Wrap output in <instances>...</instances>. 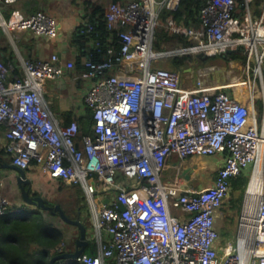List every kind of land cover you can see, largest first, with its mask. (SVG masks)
Returning <instances> with one entry per match:
<instances>
[{
    "label": "built area",
    "instance_id": "built-area-1",
    "mask_svg": "<svg viewBox=\"0 0 264 264\" xmlns=\"http://www.w3.org/2000/svg\"><path fill=\"white\" fill-rule=\"evenodd\" d=\"M180 1L112 0L102 12L104 42L92 37V22H82L88 47L75 71L57 53L22 54V33L56 37L54 16L0 0V38L12 50L0 56V148L24 170L35 165L81 187L97 243L95 254L77 258L83 264H264V0H204L190 24L162 17ZM160 30L181 42L156 49ZM227 50L244 54L246 95L193 80V72L184 76L185 67L153 66L164 57ZM66 74L86 85L92 133H81L78 118L62 123L45 98L49 81ZM216 154L221 165L210 185L163 180L172 156L181 164ZM242 171L249 179L237 233L224 243L216 219ZM3 184L0 171V216L21 213Z\"/></svg>",
    "mask_w": 264,
    "mask_h": 264
},
{
    "label": "crops",
    "instance_id": "crops-1",
    "mask_svg": "<svg viewBox=\"0 0 264 264\" xmlns=\"http://www.w3.org/2000/svg\"><path fill=\"white\" fill-rule=\"evenodd\" d=\"M111 1L112 0H18L17 5L25 11L32 12L44 10L54 16L59 25L56 37L51 39L44 37H29L25 35L26 33H22L24 35L20 42L22 54L30 58H46L52 53H57L62 60H73L76 63L81 61L83 57L81 49L79 45L73 42L72 34L77 26L83 21H86L95 9L101 8L103 12ZM5 50L7 49L3 48L0 43V56L7 55ZM11 54L12 50L9 46V56ZM78 70L79 68L76 67L75 71ZM73 86L80 90L79 98ZM85 91L86 85L82 81L73 80L71 74H66L49 81L45 92V98L58 119L62 123H67L74 118L80 119L86 114L87 106L84 102ZM0 139V143L2 144L4 140L1 135ZM221 157L222 155L220 154L213 155L212 157H190L180 164L177 157L172 156L163 172V180L172 184L177 183L192 188L210 185L214 181L217 170L213 174H208L205 171V166L210 160H213L217 169L221 165ZM0 171L4 177V184L1 189L2 194L9 198L14 205L22 207L23 210H33L37 208L33 205H27L22 200L21 191L15 181L16 172L11 168L2 167ZM26 176L30 180L31 189L46 198L47 196H45L44 193L53 190L54 186L58 187L63 184L62 181L52 179L35 165H32L26 170ZM45 184H48L49 187ZM41 185H44L45 188L43 186L41 187ZM78 187L81 188L80 186ZM82 195L84 198V194ZM83 201L82 208L79 206L77 207L74 200L69 203L68 206H62L63 204L60 205L63 209L77 207L80 220L86 221L87 225V222H91V216L85 199ZM42 213L48 222L53 223L64 232L63 240L55 249L51 250L49 256L52 257L56 252H60V249L62 251H73L75 249V239L79 235L78 228L75 225L64 222L59 216L53 215L47 210H43ZM47 213L50 214L49 219ZM17 215V213L12 212L5 214L0 217V222H6ZM87 231L88 241H91V247L95 254L97 243L93 238L94 230L92 224L91 228L87 227ZM62 243H64L63 247L61 246ZM106 264H113V262L111 259H108Z\"/></svg>",
    "mask_w": 264,
    "mask_h": 264
},
{
    "label": "trees",
    "instance_id": "trees-1",
    "mask_svg": "<svg viewBox=\"0 0 264 264\" xmlns=\"http://www.w3.org/2000/svg\"><path fill=\"white\" fill-rule=\"evenodd\" d=\"M203 2L204 0H181L179 7L176 10H164L162 17L166 18L168 15L172 14L178 22L184 24L193 23L196 21L198 9ZM87 19L92 22L94 26L92 37L100 38V40L104 42V38L108 35V30L106 28V21L103 19L101 8L95 9ZM82 27L83 23H80L77 26L72 34V40L79 45L83 56L85 54V49L88 47V36L86 33L81 32ZM161 36L172 38L165 32H159L154 43L156 48L160 47L159 41H161ZM216 57H221L226 61L231 59L237 60L241 63L244 61V54L241 51H233L226 55L199 58V62L210 61ZM193 61L194 58L192 56L172 57L169 63V68H184L189 66ZM80 64L81 61H78L77 63L75 62L77 68H81ZM79 121L81 124V133H92L94 121L92 118V112L89 108H87L86 114L82 116ZM0 159L5 162L9 161V156L3 148H0ZM248 179L249 177L244 171L231 178V186L229 190V192H231L229 198L231 208L240 210V205L244 197L243 193L247 186ZM62 183V186L74 189V192L72 193L73 195L71 196L76 202L77 207L79 206L82 208L84 198L81 188L76 185ZM77 207L64 209V211L68 217L76 218L79 215L77 213ZM42 212L43 210L39 208L33 210L24 209L21 214L18 213L17 216L10 218L6 222H0V264H50L51 257L49 254L51 250L55 249V247L63 240L64 232L53 223L48 222ZM56 216L58 215L56 214ZM83 222L86 225V221ZM84 252L94 254L91 247V241H88V245ZM68 264L83 263L76 259Z\"/></svg>",
    "mask_w": 264,
    "mask_h": 264
},
{
    "label": "rangeland",
    "instance_id": "rangeland-1",
    "mask_svg": "<svg viewBox=\"0 0 264 264\" xmlns=\"http://www.w3.org/2000/svg\"><path fill=\"white\" fill-rule=\"evenodd\" d=\"M255 2L257 4V1ZM251 7L253 11H256L255 4L252 3ZM161 32H164V31L160 30V33ZM160 40H161L159 41L160 47L159 48L155 47L158 50L171 48L181 42L179 39H176L174 37L165 38L161 36ZM3 42L6 45V49H9V43L4 38V36L0 38V43L3 44ZM193 58H194V61L191 62L189 66L185 67L184 73H183L184 76H188L189 74H191V72H193V80H197L200 77V79L203 80L205 83H210V82L216 83L224 87H227L228 84H231V85L235 84V86H231L228 88L229 92L234 93V92L239 91V93H244V95H246L247 89L244 88L245 85L238 84L242 82V78H243V74L241 70L242 69L241 62L237 60H232V59L229 61H226L221 57H216L206 62H199V58H196V57H193ZM170 61H171L170 57L160 58L159 60H155L153 62V66L170 67L169 65ZM209 67H214V68L212 71H209L208 69ZM187 69H192V71L187 70ZM199 71L201 72V74L197 73ZM73 87H74V90L77 92L78 98H79L80 90L76 88L75 86ZM255 97H257V92H255ZM212 156H208V157H212ZM217 169L214 165L213 160H210L205 166V171L208 174H211V173L213 174ZM246 174L248 175V173ZM45 185L49 187L48 184H45ZM42 186L44 187V185H41V187ZM245 190L243 194H245ZM73 192H74V189L72 188L69 189L66 186L59 185L58 187L54 186L53 190H50L49 192L44 193V195L47 196V198L51 200L53 203H59V204H63L62 206H68V204L73 201V198L71 196L73 195L72 194ZM230 196H231V192H229V194L225 198V201L223 202L221 209L218 211V216L216 219V227L220 234L221 240L224 243L229 242V241H232V242L234 241L236 237V233H237L238 220H239V215H240V210L230 207V203H229ZM243 201H244V197L241 202L240 209L242 207ZM47 217L49 219L50 217L49 213H47ZM91 224L92 222L90 223L87 222V227L91 228Z\"/></svg>",
    "mask_w": 264,
    "mask_h": 264
},
{
    "label": "water",
    "instance_id": "water-1",
    "mask_svg": "<svg viewBox=\"0 0 264 264\" xmlns=\"http://www.w3.org/2000/svg\"><path fill=\"white\" fill-rule=\"evenodd\" d=\"M231 50H227V53H231ZM197 58H205L202 54H197ZM192 71V69H187ZM11 168L16 172L15 181L21 191L22 200L28 205L36 206L39 209L47 210L53 215H58L66 223L75 225L79 230V235L75 239V249L73 251H60L50 258V264H68L76 260L86 249L88 245L87 227L79 216L76 218H70L65 213L64 209L59 203H51L46 200L42 195H34L31 193L29 178L26 176V170L21 167L12 164L8 161H2L0 159V168ZM107 202V200H105ZM80 213V212H79Z\"/></svg>",
    "mask_w": 264,
    "mask_h": 264
},
{
    "label": "flooded vegetation",
    "instance_id": "flooded-vegetation-1",
    "mask_svg": "<svg viewBox=\"0 0 264 264\" xmlns=\"http://www.w3.org/2000/svg\"><path fill=\"white\" fill-rule=\"evenodd\" d=\"M27 186H30V184H28V185H26V187ZM30 190H31V193L32 194H34V195H37V193L35 192V191H33L31 188H30ZM46 200H48L49 202H51V203H53L52 201H50L49 199H47L46 197H44Z\"/></svg>",
    "mask_w": 264,
    "mask_h": 264
},
{
    "label": "bare ground",
    "instance_id": "bare-ground-1",
    "mask_svg": "<svg viewBox=\"0 0 264 264\" xmlns=\"http://www.w3.org/2000/svg\"><path fill=\"white\" fill-rule=\"evenodd\" d=\"M236 84H237V83H236ZM238 84H240V83H238ZM228 86H230V87H231V86H235V84H234V85L228 84L227 87H228ZM237 90H238V89H237ZM238 93H239V91H237V94H238ZM240 94H244V93H240Z\"/></svg>",
    "mask_w": 264,
    "mask_h": 264
}]
</instances>
